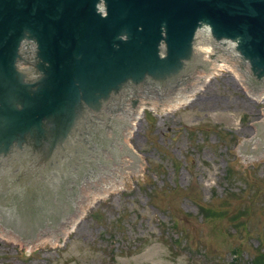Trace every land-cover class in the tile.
I'll return each mask as SVG.
<instances>
[{
  "label": "water",
  "instance_id": "95a60500",
  "mask_svg": "<svg viewBox=\"0 0 264 264\" xmlns=\"http://www.w3.org/2000/svg\"><path fill=\"white\" fill-rule=\"evenodd\" d=\"M200 34L264 88V0H0V231L20 236L22 258L133 156L138 103L198 81L179 85L204 60ZM258 127L249 164L264 161Z\"/></svg>",
  "mask_w": 264,
  "mask_h": 264
},
{
  "label": "rangeland",
  "instance_id": "374dc122",
  "mask_svg": "<svg viewBox=\"0 0 264 264\" xmlns=\"http://www.w3.org/2000/svg\"><path fill=\"white\" fill-rule=\"evenodd\" d=\"M234 75L154 121L146 113L131 138L141 173L99 200L62 246L22 258L23 247L0 238V264H264V161L240 153L264 100Z\"/></svg>",
  "mask_w": 264,
  "mask_h": 264
},
{
  "label": "bare ground",
  "instance_id": "6f19581e",
  "mask_svg": "<svg viewBox=\"0 0 264 264\" xmlns=\"http://www.w3.org/2000/svg\"><path fill=\"white\" fill-rule=\"evenodd\" d=\"M203 40V43H198V52L206 51L203 61H211V62H219L214 67L215 71L214 75H219L225 71H232L238 77L240 82L244 87H246V79L244 74L240 71H236L237 64L234 61L229 62H221L219 61L223 55H218V60H214L210 58V53H216L215 49L209 43V39H204L202 34L198 36V41ZM238 73H242L238 75ZM196 76H200L198 81H192L189 92H185L187 84H183L178 94L173 95L169 98H166L162 101H155L153 99L138 103V115H132L134 129H129L127 148L126 150H134L133 156L129 157L123 155L122 162L120 165V169L118 175L107 177L106 178V186H98V192H86V201L78 200V218L69 220L62 236L58 240H38L37 246L29 250L28 252L33 251L40 246H44L49 244L51 247L56 248L62 246L69 236L76 232L79 224L83 221L88 211L99 202L106 198L110 193L116 191L117 189L123 188L132 175H138L141 173L143 169L142 156L138 153L131 144V138L133 137L134 132L137 130L138 123L144 119L145 114L152 113L157 116H162L171 111L177 110L180 107L188 105L191 101H193V97L198 92L205 89V87L209 84V82L213 79V75L210 76L209 73L199 72ZM253 97L257 99V101H261L264 99L263 95L254 94ZM261 121L260 123H263ZM0 238L5 241L13 242L23 247V242L18 234L1 232Z\"/></svg>",
  "mask_w": 264,
  "mask_h": 264
}]
</instances>
